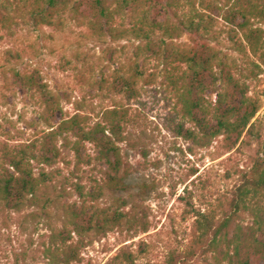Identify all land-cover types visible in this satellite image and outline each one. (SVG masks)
Instances as JSON below:
<instances>
[{"label":"rangeland","instance_id":"rangeland-1","mask_svg":"<svg viewBox=\"0 0 264 264\" xmlns=\"http://www.w3.org/2000/svg\"><path fill=\"white\" fill-rule=\"evenodd\" d=\"M110 1L113 6L115 0ZM193 1L198 10L201 4H210L221 13L231 0ZM42 4L43 0L6 1L12 19L9 25L0 26V143L7 134L13 142L29 141L48 130L38 122L37 104L20 89L6 88L7 52H17L21 56L18 68H38L49 88L62 97L63 112L57 121L79 114L92 126L103 120L105 112L119 111L123 139L115 143L121 165L118 171L112 170L99 146L74 132L58 137L59 153L53 163L34 161L35 173L43 170L47 174L35 200L18 210L0 208V264H48L51 234L61 231L78 238L65 225L68 206L78 212L83 209L86 218L123 212L124 220H134L131 225L123 221L119 226H106L104 232L92 229L82 234L86 246L75 264H126L115 257L122 249L134 254L136 264H212V253L206 247L209 240L200 242L194 232V212L219 216L228 208L233 191L260 153V145L252 138L233 143L223 136L200 145L195 123L182 112L180 92L170 83L182 71V66L173 69L177 61L164 63L163 79L159 61L141 56L145 72L139 93L123 95L117 76L133 72L137 42L93 34L85 2L77 6L76 14L68 7L51 23H35L30 11ZM136 12L118 18V29L128 28ZM155 12L164 18V5H158ZM211 36L217 38L211 44L228 53L232 66L238 67L233 77L258 107L255 117L264 142V62L247 50L241 54L229 46L220 17ZM175 41L189 42V36L183 34ZM149 73L154 79L146 82ZM211 81L208 77L207 83ZM216 89L212 84L205 88L206 105L215 101ZM105 134L110 136L108 130ZM248 222L244 216V223ZM253 264L261 261L255 258Z\"/></svg>","mask_w":264,"mask_h":264},{"label":"trees","instance_id":"trees-1","mask_svg":"<svg viewBox=\"0 0 264 264\" xmlns=\"http://www.w3.org/2000/svg\"><path fill=\"white\" fill-rule=\"evenodd\" d=\"M6 1L0 0V26L3 27L9 25L12 19ZM82 2L86 3L90 12L87 24L93 34L102 37L107 33L137 42L133 72L117 76L123 95L135 97L139 93L138 84L145 72L141 56L159 61L163 79L164 63L177 61L173 69L182 66V71L170 83L176 92H180L182 112L195 123L200 145H208L219 136L233 140V143L239 139L244 143L246 138L258 142L260 153L233 191L228 208L219 216L214 212L196 210L193 226L200 242L204 238L209 240L206 247L212 253V264H253L255 258L264 264V142L260 140L258 118L255 117L258 107L246 98L243 84L233 77V71L238 67L232 66L228 53L211 44L217 39L211 36L212 27L220 17L226 28L225 38L229 46L241 54L247 50L264 62V0H231L221 13L215 12V7L210 4H201V10H198L193 0H115L113 6L110 0H43L41 6L30 11V17L35 23L48 24L68 7L76 14L77 6ZM162 4L164 18L160 19L155 11ZM187 5L192 7L183 10ZM132 10L137 12L135 16H130L129 27L118 29L115 25L117 19ZM217 10L220 11V8ZM183 34H188L189 42L175 41ZM20 57L17 52H7L9 66L3 73L6 88L8 91L20 89L36 103L38 122L48 130L29 141L13 142L12 136L7 134L0 143V208L3 210H18L35 200L47 174L43 170L36 174L34 161L53 163L59 153L56 140L63 133L74 132L77 137L98 145L112 170L118 171L121 165L119 147L115 143V140L123 139L119 111L105 112L103 120L92 126L79 114L61 117L57 121L56 116L63 112L62 97L49 88L38 68L20 70L17 66ZM153 75L149 73L144 80L154 79ZM208 77H212L213 81L207 83ZM211 84L217 87L216 98L211 105H206L203 92ZM177 127L182 126L177 124ZM105 130L110 132V136L105 134ZM74 145L77 150L78 140ZM244 216L249 217L250 223H244ZM124 217L123 212H117L112 216L86 218L83 209L78 212L68 206L65 225L69 226V233H75L78 238L73 239L70 234L64 236L61 231L51 234L47 248L48 264L79 262L81 248L86 246L82 234L92 229L104 232L106 226H119L123 221L130 225L134 223L132 217L126 220ZM142 231H147L144 224ZM115 257L122 258L126 264H136L131 251L122 249Z\"/></svg>","mask_w":264,"mask_h":264}]
</instances>
